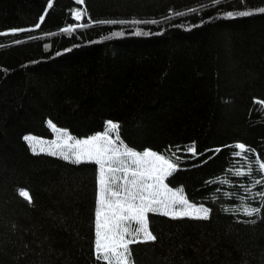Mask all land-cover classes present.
Wrapping results in <instances>:
<instances>
[{
  "label": "trees",
  "instance_id": "16d2710c",
  "mask_svg": "<svg viewBox=\"0 0 264 264\" xmlns=\"http://www.w3.org/2000/svg\"><path fill=\"white\" fill-rule=\"evenodd\" d=\"M48 2L0 0V33L33 29L0 35V264H98L97 166L33 154L24 136L51 137L49 120L78 138L118 122L128 146L178 158L166 182L212 210L149 214L157 239L130 246L135 264H264L260 177L228 171L246 163L232 154L238 142L264 159V0ZM238 10L254 14L224 15ZM78 24L89 26L62 31ZM247 205L261 213L245 216Z\"/></svg>",
  "mask_w": 264,
  "mask_h": 264
},
{
  "label": "snow or ice",
  "instance_id": "6c2138e0",
  "mask_svg": "<svg viewBox=\"0 0 264 264\" xmlns=\"http://www.w3.org/2000/svg\"><path fill=\"white\" fill-rule=\"evenodd\" d=\"M83 4L84 0H76ZM224 0H212V7L219 6ZM52 0L47 7L52 8ZM190 11L195 12L196 9ZM264 13V8L255 10ZM254 11H230L224 15L227 18L247 17ZM77 21L87 15V10L74 12ZM184 15V13H176ZM44 15L39 19L43 22ZM91 23V21H90ZM94 23H128L127 21H96ZM134 24L157 23V21H131ZM88 24L68 26L62 31L74 32L77 27H88ZM36 24L34 28H39ZM33 29H12L0 35H17L20 32ZM137 35L140 32L136 33ZM114 36L123 35L122 32L113 33ZM16 40L14 43H20ZM55 138L45 142L32 135L24 140L33 154H47L57 156L74 164H95L97 166V207L94 219V256L98 264H135L131 245L136 243L154 242L157 237L150 228L149 214L161 215L171 219L208 220L211 209L203 203L191 201L182 187L174 189L165 181L177 170L178 158L166 156L157 151L146 149L137 151L120 139V125L118 122L107 121L102 133L87 138H77L67 129L60 128L56 123L47 121ZM232 153L245 160L242 167H233L228 171L237 177H252L255 171L259 179H253L252 187L261 185L256 196L264 200V159L257 154L251 161L245 154L255 149L243 142L234 145ZM193 155L196 152L195 143L187 149ZM219 151V149H217ZM253 163L256 167L253 169ZM220 184L232 183L230 179L217 178ZM211 183V181H210ZM217 192L220 191L218 188ZM245 192L251 188L245 187ZM19 195L32 202L28 190L21 189ZM229 198L231 193L226 194ZM241 199H244L243 197ZM227 211V209H225ZM261 213V207L247 205L243 207V214L248 217Z\"/></svg>",
  "mask_w": 264,
  "mask_h": 264
},
{
  "label": "rangeland",
  "instance_id": "374dc122",
  "mask_svg": "<svg viewBox=\"0 0 264 264\" xmlns=\"http://www.w3.org/2000/svg\"><path fill=\"white\" fill-rule=\"evenodd\" d=\"M105 130V129H104ZM103 132V131H102ZM102 132H97V133H102ZM52 133H53V131H52ZM97 133H94V134H92V135H95V134H97ZM28 135H30V134H28ZM92 135H90V136H92ZM25 136H27V135H25ZM24 136V137H25ZM32 136H34V135H32ZM34 137H36L38 140H43V141H45V142H48V141H51L52 139H54L55 138V135H54V133L52 134V136L51 137H49V138H44V137H38V136H34ZM87 137H89V136H87ZM87 137H82V138H87ZM78 138V137H77ZM166 182V181H165ZM167 183V182H166ZM174 189H176V188H174Z\"/></svg>",
  "mask_w": 264,
  "mask_h": 264
}]
</instances>
